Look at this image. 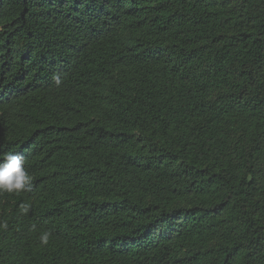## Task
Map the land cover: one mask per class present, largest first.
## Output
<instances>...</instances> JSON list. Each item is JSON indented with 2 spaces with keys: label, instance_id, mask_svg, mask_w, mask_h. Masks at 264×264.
Returning <instances> with one entry per match:
<instances>
[{
  "label": "trees",
  "instance_id": "trees-1",
  "mask_svg": "<svg viewBox=\"0 0 264 264\" xmlns=\"http://www.w3.org/2000/svg\"><path fill=\"white\" fill-rule=\"evenodd\" d=\"M7 153L0 264H264V0H0Z\"/></svg>",
  "mask_w": 264,
  "mask_h": 264
},
{
  "label": "clouds",
  "instance_id": "clouds-1",
  "mask_svg": "<svg viewBox=\"0 0 264 264\" xmlns=\"http://www.w3.org/2000/svg\"><path fill=\"white\" fill-rule=\"evenodd\" d=\"M25 163V157L18 153H7L0 157V193L31 191L32 177L28 174ZM21 207L27 212L29 205ZM49 237V232H43L39 236L40 243L47 245Z\"/></svg>",
  "mask_w": 264,
  "mask_h": 264
}]
</instances>
